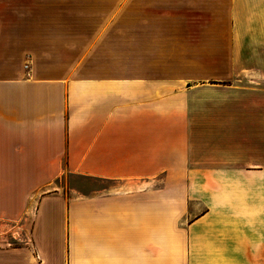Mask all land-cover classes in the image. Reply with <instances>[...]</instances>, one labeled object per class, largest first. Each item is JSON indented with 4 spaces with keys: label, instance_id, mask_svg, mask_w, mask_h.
<instances>
[{
    "label": "crops",
    "instance_id": "0c3cea01",
    "mask_svg": "<svg viewBox=\"0 0 264 264\" xmlns=\"http://www.w3.org/2000/svg\"><path fill=\"white\" fill-rule=\"evenodd\" d=\"M29 215L0 264H264V0H0V222Z\"/></svg>",
    "mask_w": 264,
    "mask_h": 264
},
{
    "label": "rangeland",
    "instance_id": "374dc122",
    "mask_svg": "<svg viewBox=\"0 0 264 264\" xmlns=\"http://www.w3.org/2000/svg\"><path fill=\"white\" fill-rule=\"evenodd\" d=\"M209 100L214 102L215 97H209ZM58 185L60 191L67 196L76 194L77 192L74 190H79L81 195L86 196L89 189L92 190L95 186L94 183H89L86 178L71 177L63 178V181ZM32 220L33 216L29 215L16 224L0 222V249L25 246L30 237Z\"/></svg>",
    "mask_w": 264,
    "mask_h": 264
}]
</instances>
